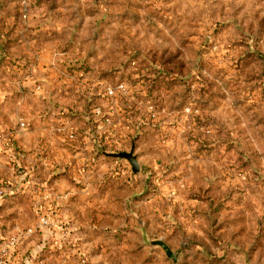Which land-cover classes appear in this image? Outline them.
<instances>
[{
  "label": "rangeland",
  "instance_id": "obj_1",
  "mask_svg": "<svg viewBox=\"0 0 264 264\" xmlns=\"http://www.w3.org/2000/svg\"><path fill=\"white\" fill-rule=\"evenodd\" d=\"M132 147L138 172L100 150ZM11 238L39 264H264V0H0Z\"/></svg>",
  "mask_w": 264,
  "mask_h": 264
},
{
  "label": "built area",
  "instance_id": "obj_2",
  "mask_svg": "<svg viewBox=\"0 0 264 264\" xmlns=\"http://www.w3.org/2000/svg\"><path fill=\"white\" fill-rule=\"evenodd\" d=\"M127 93V86L123 81H119L114 85H108L105 87L104 90V96L108 100V107L106 110H103L102 107H95L92 109L91 114L96 121L101 123L103 126L106 127H111L115 124L113 114L115 112L118 113V102L122 96H125ZM154 116V113L152 114ZM23 125V123H22ZM63 129V128H59ZM65 130V135L68 139L73 140L75 138L74 131H72L70 128H64ZM49 224L48 219L45 216H41L39 226H47ZM15 238H11L10 240L7 241V244L2 248L0 254V264H9L8 258V248L11 246H14L15 244Z\"/></svg>",
  "mask_w": 264,
  "mask_h": 264
},
{
  "label": "crops",
  "instance_id": "obj_3",
  "mask_svg": "<svg viewBox=\"0 0 264 264\" xmlns=\"http://www.w3.org/2000/svg\"><path fill=\"white\" fill-rule=\"evenodd\" d=\"M44 50V48L43 47H41L40 48V52L43 54V56H45V53H43V51H41V50ZM40 53V54H41ZM56 55V53L55 54H53V56H55ZM40 56H38V58H39ZM55 58V57H54ZM40 59L42 60V58L40 57ZM53 61V60H52ZM67 161H69V160H67ZM71 162H72V160H71ZM55 194H57V193H60L61 194V196L59 197V199H61V200H59V199H57L56 200V202L58 203H60V201H64V199H65V201H68V203H72V201L71 200H69L70 199V197H71V194L72 193H74V192H54ZM64 196V197H63ZM64 198V199H63ZM76 205H78L79 206V202L77 201V204ZM2 239V238H1ZM0 245H1V243H0ZM5 246V245H4ZM3 246V247H4ZM11 247H13V246H11ZM11 247H9L8 248V260H9V264H39V262L38 261H36V259L35 258H32L31 256H27V255H25L24 254V252H21V250L19 249V250H14L13 248H11Z\"/></svg>",
  "mask_w": 264,
  "mask_h": 264
},
{
  "label": "water",
  "instance_id": "obj_4",
  "mask_svg": "<svg viewBox=\"0 0 264 264\" xmlns=\"http://www.w3.org/2000/svg\"><path fill=\"white\" fill-rule=\"evenodd\" d=\"M100 150L103 154L109 155L111 157H115V158H119V159L123 158V159L128 160V162L131 165L132 171L133 172L139 171V164L137 162L136 156L134 155L133 147L129 151L107 152V151L103 150L102 148H100ZM151 243L155 244V245H159L160 247H162L168 257L172 258L173 260H176V257L173 254V252L171 251V249L163 241L153 240V241H151Z\"/></svg>",
  "mask_w": 264,
  "mask_h": 264
}]
</instances>
